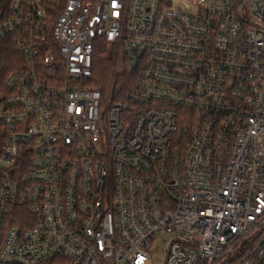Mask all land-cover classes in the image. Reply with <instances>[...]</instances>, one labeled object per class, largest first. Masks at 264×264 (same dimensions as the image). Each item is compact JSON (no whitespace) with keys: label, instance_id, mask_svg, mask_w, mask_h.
<instances>
[{"label":"built area","instance_id":"1","mask_svg":"<svg viewBox=\"0 0 264 264\" xmlns=\"http://www.w3.org/2000/svg\"><path fill=\"white\" fill-rule=\"evenodd\" d=\"M1 41L0 264H264V0H1Z\"/></svg>","mask_w":264,"mask_h":264},{"label":"trees","instance_id":"2","mask_svg":"<svg viewBox=\"0 0 264 264\" xmlns=\"http://www.w3.org/2000/svg\"><path fill=\"white\" fill-rule=\"evenodd\" d=\"M6 43L0 42V84L13 69L14 61H18L17 53ZM92 71L89 84L101 92L103 103L106 105L122 101L134 80L133 75L129 74L123 50L104 42L96 46Z\"/></svg>","mask_w":264,"mask_h":264},{"label":"rangeland","instance_id":"3","mask_svg":"<svg viewBox=\"0 0 264 264\" xmlns=\"http://www.w3.org/2000/svg\"><path fill=\"white\" fill-rule=\"evenodd\" d=\"M168 1L171 2L173 6H177V7H179L180 3L182 2V0H168ZM181 6H183V4H181ZM164 238L165 236L161 235L160 242L155 244L151 249L152 264H159L160 262L162 249H163L161 241Z\"/></svg>","mask_w":264,"mask_h":264}]
</instances>
